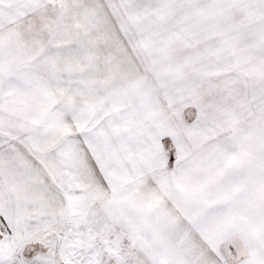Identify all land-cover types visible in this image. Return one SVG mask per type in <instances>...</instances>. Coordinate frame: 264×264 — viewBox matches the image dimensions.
<instances>
[{
	"label": "snow or ice",
	"instance_id": "snow-or-ice-1",
	"mask_svg": "<svg viewBox=\"0 0 264 264\" xmlns=\"http://www.w3.org/2000/svg\"><path fill=\"white\" fill-rule=\"evenodd\" d=\"M0 264H264V0H0Z\"/></svg>",
	"mask_w": 264,
	"mask_h": 264
}]
</instances>
